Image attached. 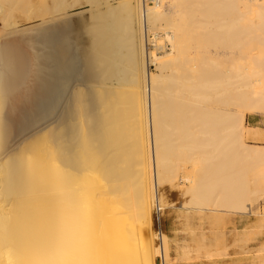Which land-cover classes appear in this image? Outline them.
Segmentation results:
<instances>
[{"label":"bare ground","instance_id":"obj_1","mask_svg":"<svg viewBox=\"0 0 264 264\" xmlns=\"http://www.w3.org/2000/svg\"><path fill=\"white\" fill-rule=\"evenodd\" d=\"M44 1L0 0V264H168L174 189L210 231L185 258L243 250L240 216L264 230V0H86L82 51Z\"/></svg>","mask_w":264,"mask_h":264},{"label":"rangeland","instance_id":"obj_2","mask_svg":"<svg viewBox=\"0 0 264 264\" xmlns=\"http://www.w3.org/2000/svg\"><path fill=\"white\" fill-rule=\"evenodd\" d=\"M50 1H52V2H50ZM53 1L54 0H49V1H46L45 0L44 1L45 3L43 2L44 3L43 5L45 6V8H49L50 5H51V7L49 8V10L51 11L55 7ZM69 2H71V3H69ZM73 2H74V4H73L74 6L71 5ZM86 2H87L86 0H69V1L66 0L65 1V4L62 5L64 7L66 6L67 12L66 11H64V12L68 13V16L66 17L68 20H66V18H65L64 21L66 23L72 22V23H69V24L74 25L73 26L74 28L76 27L71 32H74V35H75L76 38L78 36V38H77L76 41L78 42L77 43V46H78V48L80 47L79 49L81 51L82 50H85V49H88V47L91 46V43H90L91 40H90V37H89V30L88 29L91 26V24H92L93 21H92V18H91L92 17V13L90 11L89 5ZM52 3H53V5H52ZM68 3H69V6H68ZM77 3H79V4H77ZM48 4H50V5H48ZM69 10H71V11H69ZM36 24H40V23H36ZM83 48H85V49H83ZM150 51L151 52H154L155 51V47L152 46V48L149 49V52ZM163 53L164 52L162 50H159L157 52V54L159 56H163ZM28 56H29V53H28ZM147 69H148V71L150 73H156L155 67L150 68L149 67V64L147 66ZM30 81H32V82H30ZM28 82H29V86H31V85L33 86V84H31V83H33L32 76L31 77L29 76ZM29 86H28V89L30 90L32 88V86H31V88ZM180 182H182V181H180ZM163 193H164L163 194L164 197L166 198V200L170 204V206H169V208L167 207V208H165V210H162V211H160L159 209L158 210L156 209L157 211L155 210L154 216L156 218L157 224H159L158 226H161V231L163 230L162 228H164V230L162 232L170 239V241H169L170 243L169 244H170L171 251H170V261L168 262V264H214V262L221 261V260H225L227 262L237 261V260L251 261L253 258H255L258 255L257 252L264 245V234H262V233H264V230H263V232L262 231L259 232L258 230H255V224H253L254 222H248V220H246V218L249 217V216H246V217L240 216V217H243L244 219L242 220V222L238 226V229H240L239 232H242L241 230H243V232H248V233L251 232V234H252V237H250V240H249V244H248L249 246L247 245L248 246V249L246 248L247 246H244L243 247L244 248L243 249L244 251L241 250L242 249L241 247H240L241 249L240 248H237L236 251H238V253L237 252L233 253L234 251L231 250L230 253L232 251L233 252L231 253V255H229L230 258L229 257L226 258L224 256V254H222V252H219L217 254H214V253L211 254V252H209V251H208L209 253L206 252L207 254L204 253V251H203V254L200 253V252H198V256H197V252H194L193 251V252L190 253L191 256L188 255V257L185 258V255L186 254L185 255H184V253L182 254V250H183L182 248H184V247H190L192 249H193V247L195 248V246H196L195 241L197 242V239H199L197 237H200L202 233L203 234L205 233L204 235L206 237L210 236V233H208V232H210L209 231V228H208L207 224H205V223H202V226H201L200 219L199 218H196L197 216H195V217L192 216V218L190 217L192 219V221H191V219H190V221H189V219L187 220V222H188L189 225L191 223V226H188L187 227L186 226V223H185L186 222V219L184 217L180 216V214H179V213H181V211L182 212L184 211V209L182 208V206H183L184 202L187 200V197L185 198V196H183L182 193L179 190H176V189L170 190V191H165ZM179 206H180V209L179 208H176V207H179ZM167 210H169V211H167ZM253 211L254 212H257L258 211V212L264 213V196L259 201H257L254 204ZM158 213H159V215H158ZM191 213H192V211H191ZM177 217H178V219H176ZM181 218L182 219L184 218V219L182 220ZM196 220H198V221H196ZM192 222H193V224H192ZM250 223L253 224V225L251 224L253 226L251 228H250V226H251ZM189 227L190 228H193L192 229L193 233H191V234L194 235V233H195L196 234V237L195 236H192V238H190L191 235H188V233L186 232L187 229H188L187 230L188 232L189 231L192 232ZM245 227H246V229H245ZM248 229H251L252 231L251 230H248ZM159 231L160 230H158V234L160 233ZM194 231H196V232H194ZM257 234H259V235H257ZM255 235H257V237H255ZM195 238H197V239H195ZM188 241H189V244H188ZM193 241H194V243H193ZM250 242H253V243H250ZM250 244H252V245H250ZM260 244H262V245H260ZM258 245H260V246H258ZM258 247H260V248H258ZM251 249L252 250H254V249L255 250H258L259 249V250L256 251V252L254 251L255 253H252L251 252L252 251ZM248 251H250V252L248 253ZM242 252H244V253H242ZM199 253L201 255H199ZM194 254H196V255H194ZM182 255H184V256H182ZM218 256H221V257H218ZM217 259H219V260H217ZM210 260H212L213 262L210 261ZM174 262H176V263H174Z\"/></svg>","mask_w":264,"mask_h":264},{"label":"crops","instance_id":"obj_3","mask_svg":"<svg viewBox=\"0 0 264 264\" xmlns=\"http://www.w3.org/2000/svg\"><path fill=\"white\" fill-rule=\"evenodd\" d=\"M246 124H247V126L249 125L248 127L252 128V129L254 128V130L259 131V133H257V134H260L259 136L263 137V135H264V116H261V115H248L246 117ZM254 134L257 135L256 132H254L253 135ZM250 140L252 141V139H250ZM251 141L249 142L250 144H263V142L260 143L261 140H259V142H257L258 140H254L253 139V141L255 143L251 142Z\"/></svg>","mask_w":264,"mask_h":264},{"label":"built area","instance_id":"obj_4","mask_svg":"<svg viewBox=\"0 0 264 264\" xmlns=\"http://www.w3.org/2000/svg\"><path fill=\"white\" fill-rule=\"evenodd\" d=\"M155 3H157V0H141V4L143 7H146V5H154ZM146 48L147 50H149L150 48H152V46L150 44H146ZM149 67H155L153 64H149Z\"/></svg>","mask_w":264,"mask_h":264}]
</instances>
